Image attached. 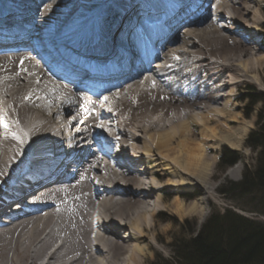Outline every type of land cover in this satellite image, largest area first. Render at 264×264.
I'll use <instances>...</instances> for the list:
<instances>
[{
	"label": "bare ground",
	"instance_id": "obj_1",
	"mask_svg": "<svg viewBox=\"0 0 264 264\" xmlns=\"http://www.w3.org/2000/svg\"><path fill=\"white\" fill-rule=\"evenodd\" d=\"M193 2L200 3L189 17L183 16ZM251 2L0 0V35L6 39L16 34L11 17L20 22L32 18L50 59L71 51L65 40L78 47L109 44L99 53L107 61L111 56L121 59L122 75L135 46L129 33L141 15L153 14L152 6L162 8L155 17L165 12L163 7L175 11L176 6L164 28L169 32L177 23L182 26L166 36L165 50L159 53L166 78L136 72L116 93L98 96L49 79L27 53L0 56V115L8 124L0 126V211L10 204L7 191L21 177L16 192L48 184L43 203L34 201L37 209L25 208L24 215L0 227V264H142L153 246L149 234L159 241L156 216L169 211L203 215L195 201L185 206L182 198L197 183L207 182L213 143L234 145L243 132L230 127L242 117L235 102L239 95L221 91L234 90L249 78L260 84L264 70V56L250 57L256 40L249 31L257 29L252 27L257 19L251 18ZM262 3L257 0L258 6ZM91 56L95 59L97 53ZM219 99L222 104L213 109ZM66 112L71 116L64 133L55 124L66 121ZM59 139L77 143L79 155L93 139L104 140L108 154L90 164L69 152L70 164L63 171L56 166L41 173L39 162ZM16 168L21 171L14 173ZM239 169L234 164L229 171ZM165 194H171V202L163 201Z\"/></svg>",
	"mask_w": 264,
	"mask_h": 264
},
{
	"label": "trees",
	"instance_id": "obj_2",
	"mask_svg": "<svg viewBox=\"0 0 264 264\" xmlns=\"http://www.w3.org/2000/svg\"><path fill=\"white\" fill-rule=\"evenodd\" d=\"M264 96H256L253 103ZM246 145L256 151L254 167L244 168L238 182L219 189L231 193L245 203L242 207L264 215V111L258 114L256 129L250 132ZM239 156L229 149L220 155L219 168L233 165ZM173 256L169 260L159 256L149 264H264V220L245 216L231 208H213L198 228L183 230L175 237Z\"/></svg>",
	"mask_w": 264,
	"mask_h": 264
},
{
	"label": "rangeland",
	"instance_id": "obj_3",
	"mask_svg": "<svg viewBox=\"0 0 264 264\" xmlns=\"http://www.w3.org/2000/svg\"><path fill=\"white\" fill-rule=\"evenodd\" d=\"M248 5L252 14L251 18L255 17L257 19V21L252 24V27L256 26L257 29H252L249 31V34L256 40V44H252V55L250 56L251 58L254 57L253 59H255L257 56H264V3L258 6L257 0H253V2L248 3ZM190 51H193V49L190 48ZM260 75V84L255 83L251 78H249L247 82L241 83L234 90L231 89V91H221L223 94L225 93V96H227L229 92L232 93V91L236 96L239 95L238 98L235 99V102H237L241 106L238 111H240L242 117L237 122L233 123V125H231L230 127L233 129H243V132L241 135H238L240 137L239 143H237L236 141V144L234 143V145L228 143H213L212 147L215 146V148L210 149L208 153V156L211 157L213 161L211 173L207 178V182L205 183V185L197 183V186L193 187L192 193L182 198L185 206L192 203V201H195V203L203 208V215L201 216L198 213H188L185 216H179L178 214L169 211L156 216L155 220H158L157 232L159 241H156L154 236L149 234L150 242L153 246L151 247V249H149V252L147 253L148 255L145 256L146 259L144 258L142 260V264H149L152 260L157 258V256L169 260L170 257L173 256L172 243L175 237L180 236L185 229L198 228L200 225H202L211 214L213 208H217L219 210L231 208L236 212L241 213L242 215L254 217L258 220H264V215L243 209L245 203L250 205L248 202H243V200L238 199L231 193L226 194L219 191V189L227 188L229 186V182L240 181L244 168L252 169L254 167L257 154L256 151L246 145V139L249 136L250 132L256 129L258 114L262 110L264 111L263 102H252L256 96H264V70H262ZM218 101V104L211 105L213 109L220 107L223 102L221 101V99H219ZM198 112L201 111L194 110V113ZM195 128L196 130H198V125H195ZM99 132L100 131H97V133ZM225 148L234 151L237 156H239V160L234 163L239 164L240 166L238 172L229 171L234 164L226 166L225 169L219 168L220 155ZM18 168L15 169V171L17 172L14 173H19L21 171L18 170ZM11 183H15V181H12ZM0 190L3 192L2 189ZM165 190L166 189H164L163 191ZM209 191H211V194L206 195V192ZM204 195L207 199L205 198V202L204 204H202L203 202H201V199L202 197H204ZM162 199L165 203H169L171 202L173 197L171 196V194H165L164 196H162ZM241 205L243 208L240 207ZM49 208L51 209V207Z\"/></svg>",
	"mask_w": 264,
	"mask_h": 264
},
{
	"label": "snow or ice",
	"instance_id": "obj_4",
	"mask_svg": "<svg viewBox=\"0 0 264 264\" xmlns=\"http://www.w3.org/2000/svg\"><path fill=\"white\" fill-rule=\"evenodd\" d=\"M21 63H23V61H21ZM153 86H155V82H153ZM105 100H107V97L104 98ZM0 126H3L4 128H8V124L5 123L3 120H0ZM101 127H103V125H100ZM13 137L17 140H20L21 143H23V139L22 137H20L19 135H17L16 133H12ZM0 175H4L3 173H0Z\"/></svg>",
	"mask_w": 264,
	"mask_h": 264
}]
</instances>
